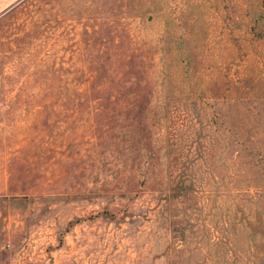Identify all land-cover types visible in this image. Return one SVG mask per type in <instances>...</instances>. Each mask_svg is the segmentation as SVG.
<instances>
[{"label": "rangeland", "instance_id": "1", "mask_svg": "<svg viewBox=\"0 0 264 264\" xmlns=\"http://www.w3.org/2000/svg\"><path fill=\"white\" fill-rule=\"evenodd\" d=\"M0 264H264V0L0 14Z\"/></svg>", "mask_w": 264, "mask_h": 264}, {"label": "crops", "instance_id": "2", "mask_svg": "<svg viewBox=\"0 0 264 264\" xmlns=\"http://www.w3.org/2000/svg\"><path fill=\"white\" fill-rule=\"evenodd\" d=\"M22 0H0V14H3L10 9L19 5Z\"/></svg>", "mask_w": 264, "mask_h": 264}]
</instances>
